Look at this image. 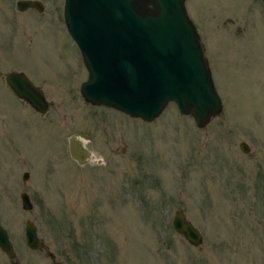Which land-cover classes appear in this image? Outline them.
Masks as SVG:
<instances>
[{"label":"rangeland","instance_id":"obj_1","mask_svg":"<svg viewBox=\"0 0 264 264\" xmlns=\"http://www.w3.org/2000/svg\"><path fill=\"white\" fill-rule=\"evenodd\" d=\"M39 1L40 12L0 0V223L21 264H48L26 250L24 220L65 264H264L261 1L184 0L221 101L202 128L173 103L148 122L86 103L63 0ZM11 70L42 90L51 103L44 115L9 90ZM75 133L89 137L100 164L69 157ZM177 209L201 233L199 246L172 230Z\"/></svg>","mask_w":264,"mask_h":264},{"label":"water","instance_id":"obj_2","mask_svg":"<svg viewBox=\"0 0 264 264\" xmlns=\"http://www.w3.org/2000/svg\"><path fill=\"white\" fill-rule=\"evenodd\" d=\"M260 1L264 6V0ZM15 8L40 12L43 5L39 0H16ZM62 21L86 70V79L78 87L86 103L146 122L158 116L167 103H173L178 113L189 115L197 128L221 111L203 44L185 11L184 0H63ZM4 82L38 113L46 112L51 105L21 71L7 72ZM86 140L89 137L84 133L70 135L69 157L78 165L90 160L100 163L83 145ZM239 149L246 153L248 146L240 142ZM26 175L24 172L23 178ZM20 205L23 210L31 209L26 193L20 195ZM170 224L190 246L202 243L201 233L181 209L173 212ZM24 241L30 249H44L51 264H65L55 260L29 220L24 223ZM0 250L8 258L14 257L1 225Z\"/></svg>","mask_w":264,"mask_h":264},{"label":"flooded vegetation","instance_id":"obj_3","mask_svg":"<svg viewBox=\"0 0 264 264\" xmlns=\"http://www.w3.org/2000/svg\"><path fill=\"white\" fill-rule=\"evenodd\" d=\"M15 2H16V0H15ZM15 2H14V8H15ZM27 9H35V8H27ZM36 10V9H35ZM12 71V70H11ZM31 108V107H30ZM32 109V108H31ZM33 110V109H32ZM34 111V110H33ZM36 114H38V115H44V113H38V112H36V111H34ZM87 149L89 150V148L87 147ZM89 152L91 153V151L89 150ZM90 162H91V164H95V165H98L99 163H96V162H94L93 160H90ZM76 163V162H75ZM86 165V164H85ZM24 172H26V171H24ZM23 172V173H24ZM23 173L21 174V179H22V181H26V179L28 178V173H27V175H26V177L25 178H23ZM22 193H25L24 191H21L20 192V194H19V197H20V195L22 194ZM28 196V195H27ZM29 198V197H28ZM27 220H24V222H23V229H22V238H23V242H24V245H25V247H26V250L28 251V252H32V253H35L36 255H38L39 257L41 256V257H43L44 259H47L48 260V264H51V259L47 256V254H46V251L44 250V249H42V250H37V249H30V248H28L27 246H26V244H25V241H24V223L26 222ZM31 222V221H30ZM32 223V222H31ZM33 224V223H32ZM0 225H1V223H0ZM34 226H35V224H33ZM2 226V225H1ZM3 227V226H2ZM4 229H5V231H6V233H7V235H8V239L10 240V242H11V244H12V247H13V252H14V257L13 258H8L6 255H5V253L4 252H2L1 250H0V252L5 256V258H6V261H7V264H13V263H15V262H17V263H19V264H21V261H19L18 260V258H17V253L18 252H16L15 251V245H14V243L12 242V240L10 239V237H9V234H8V231H7V229L5 228V227H3ZM35 232H36V235H37V237L41 240V242L43 243V245H45L46 247H47V249L49 250V248H48V246H47V244L44 242V240H43V238H41V237H39V235L37 234V229H36V226H35ZM50 251V250H49ZM50 252H52V251H50ZM53 253V252H52ZM55 256V255H54ZM40 257V259H42ZM20 259V258H19ZM55 260L56 261H60V260H58V259H56V257H55ZM61 262V261H60Z\"/></svg>","mask_w":264,"mask_h":264}]
</instances>
